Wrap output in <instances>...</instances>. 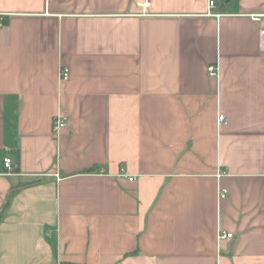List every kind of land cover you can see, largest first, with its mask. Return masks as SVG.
Returning <instances> with one entry per match:
<instances>
[{
	"label": "crops",
	"instance_id": "1",
	"mask_svg": "<svg viewBox=\"0 0 264 264\" xmlns=\"http://www.w3.org/2000/svg\"><path fill=\"white\" fill-rule=\"evenodd\" d=\"M144 1L0 0V264H264V0Z\"/></svg>",
	"mask_w": 264,
	"mask_h": 264
},
{
	"label": "built area",
	"instance_id": "2",
	"mask_svg": "<svg viewBox=\"0 0 264 264\" xmlns=\"http://www.w3.org/2000/svg\"><path fill=\"white\" fill-rule=\"evenodd\" d=\"M145 6L149 4L148 0H145L143 3ZM214 7V1L213 0H207V8L211 9ZM259 16V15H258ZM258 16L256 15L254 18L258 19ZM1 18V17H0ZM1 24V22H0ZM263 33V31H261ZM207 72L210 76H217L218 75V67L217 65H211L207 68ZM59 75L61 79H67L69 72L68 69L65 67L60 68ZM225 123V117L221 114L217 116V125L220 126ZM67 126V121L64 117H61L60 115H56L52 120V132L55 134H58L61 129ZM3 165L7 169V174H12V162L10 158H4ZM122 176L126 177L128 181H132L134 178L132 176L126 175L125 173H122ZM226 194L225 190L220 191V197H224ZM230 233H223L218 231L217 232V240H221L224 238H230Z\"/></svg>",
	"mask_w": 264,
	"mask_h": 264
},
{
	"label": "trees",
	"instance_id": "3",
	"mask_svg": "<svg viewBox=\"0 0 264 264\" xmlns=\"http://www.w3.org/2000/svg\"><path fill=\"white\" fill-rule=\"evenodd\" d=\"M88 171H92V169H85V170H83V172H88Z\"/></svg>",
	"mask_w": 264,
	"mask_h": 264
}]
</instances>
